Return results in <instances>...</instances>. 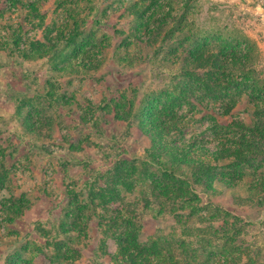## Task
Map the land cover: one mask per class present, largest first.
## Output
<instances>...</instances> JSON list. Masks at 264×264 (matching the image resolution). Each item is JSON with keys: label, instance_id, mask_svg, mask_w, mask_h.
Segmentation results:
<instances>
[{"label": "rangeland", "instance_id": "1", "mask_svg": "<svg viewBox=\"0 0 264 264\" xmlns=\"http://www.w3.org/2000/svg\"><path fill=\"white\" fill-rule=\"evenodd\" d=\"M149 1L0 0V174H5L9 186L0 188V264L18 260L57 264L49 241L54 242L62 225L68 226L64 215L69 191L90 188L94 178L106 173L113 156H140L160 141L159 132L141 114L144 109L138 108L142 102L162 107L167 98L162 90L173 89L178 80L174 76L187 80L180 74L181 62L174 63L176 55L156 30L166 14L170 27H184L202 42H210L209 51H217L224 40L232 42L236 50L227 58L234 61L233 77L246 76L223 99L204 95L199 85L192 89L178 110L183 121L166 141L182 149L194 141L210 150L229 147L238 153L244 147L241 132L230 123L264 129V0H152L143 24L136 23L134 5L145 7ZM80 23L84 34L71 48L73 41H61L60 34L71 33ZM37 48L52 50L42 55ZM156 49L161 58H155ZM128 57L132 59L125 61ZM79 61L99 68L70 71ZM47 95L55 99L51 106ZM130 99L137 103L138 115L132 112ZM111 100L122 104L124 110L118 111L130 123L111 114ZM226 105H233L231 111ZM251 133L255 140L251 164L218 172L232 187L191 180L199 199H193L189 209L194 213L199 206V212L164 213L157 204L160 200L152 198L150 208L139 201L134 209L140 239L177 235L175 244L184 239L198 253L197 261L187 258L184 264H264V139ZM12 192L16 198L24 196L29 205L15 218L1 205L11 204ZM169 206L177 209V204L170 202L165 208ZM95 211L116 215L111 205ZM97 222L95 218L88 237L76 236L79 252L72 264H114L102 252L105 248L117 252L118 243L109 238L101 245ZM193 227L215 237L227 232L230 239L214 238L208 260V249L183 235ZM228 247L240 251L231 255Z\"/></svg>", "mask_w": 264, "mask_h": 264}, {"label": "trees", "instance_id": "2", "mask_svg": "<svg viewBox=\"0 0 264 264\" xmlns=\"http://www.w3.org/2000/svg\"><path fill=\"white\" fill-rule=\"evenodd\" d=\"M88 1L92 2V0ZM153 4L151 0L145 7L134 5L133 16L136 23L143 22L144 11H149L150 6ZM79 25L71 33L61 32L60 34L61 41L65 38H70L73 41L71 48L78 46L79 37L84 34L83 29L81 30L83 26L81 23ZM156 30L160 35H163L162 42L168 44L170 50L173 51L172 54L176 55L174 63L181 62L180 74L187 78L186 83L179 79L181 76H174L181 82L177 80L176 84L172 86L173 89L164 88L162 90L167 96L161 105L162 107L151 108L142 102V106L138 108L142 107L144 109V114L142 112L141 114L149 118L150 123L159 132L160 141L158 143L153 142V145L155 143L153 150L149 148L144 154L134 155V157L119 153L115 157L113 156L108 163L106 173H103V176L98 179L94 178L96 182L90 184V188L80 187V192L75 189L69 191L70 201L66 206L64 215L65 223L68 226L62 225L54 237V242L49 241V245L53 244L51 251L53 259L56 258L58 262H56L57 264L73 263V256L79 252L75 248V245L78 244L74 243L76 236L78 238L80 236L88 237V231L95 218L98 221L97 226L101 229L100 244L104 245L109 238H114L118 243L117 252L113 253L106 248L102 252V255L110 257L114 264H184V259L187 258H193L192 260L197 261L198 253L193 252L184 239L175 244L174 238L177 235L173 238L157 236L155 239L150 238L147 242H143L140 239L141 228L137 225L139 215H137L134 207L136 208L140 201L144 204V207L150 208L151 199L155 198L157 201L160 200L157 204L164 213H173L176 210L177 212L179 210L183 212L185 209L190 208L193 199H199V191L191 183V180L196 181L197 184L201 182L219 183L228 188L232 187L226 179L219 177L218 172H230L238 167L251 164V157L255 154V140L251 131L264 139V129L252 130L246 123L232 122L230 125L238 129L237 132H241L239 142L244 146L238 153L232 151L229 147H218L210 150L207 145L197 144L194 141H191L192 143L186 149H182L178 144L166 141L172 130H178L183 121V118L181 120V116L178 115V110L184 107L183 105L189 99V93L192 89L199 85L198 87L204 95H209L213 99H223L227 96L228 91L239 87L242 84L241 79L246 78V76H240V79L233 77L234 61L230 62L227 58L236 50L232 42L224 40L217 51L214 49L209 51L210 42H202L201 36L188 32L184 27L179 29L170 27L167 14L161 19V23L158 24ZM177 33H180L178 37ZM216 40L214 38L211 41ZM83 42L82 39L81 45H83ZM180 48H183L182 51H184L182 55H179L181 53ZM37 50L43 55L52 49H47L44 52L40 48H37ZM159 51L161 52L160 49L154 51L155 58H161ZM130 59L132 58L128 57L125 61ZM163 64H165L164 60ZM92 68H99V65L93 67L79 61L70 67V71H80L82 69L88 71ZM208 68H210L209 73L205 72L204 75H201ZM196 96L194 95V97ZM45 97L50 100L51 106L52 100L55 99L49 95ZM130 100V107L135 110L132 112L138 115L139 112H136L137 109H135L137 103L133 99ZM110 104L114 105L111 114L117 120H126L130 123V120L123 113L120 115L118 111L124 110L121 107L122 104L118 105L114 100H111ZM232 106L226 105L230 111ZM29 117L32 127L38 126L32 121L31 115ZM247 132H250L251 135L248 136ZM249 141L251 142L249 143ZM197 156H203L205 159L198 160L196 159ZM198 177L199 179H197ZM4 178L5 174L2 175L1 173L0 188L9 187L6 185ZM140 178L149 185L143 186ZM139 182H141L140 185H138ZM84 190L85 192H83ZM132 195L133 199L129 200ZM8 200L11 201L10 205L8 201L2 202L1 205L11 216L13 215V218L18 217L23 210L29 208L24 196L16 198L12 192ZM170 202L177 204V209H171L170 206L165 208ZM102 205L104 207L113 206L116 215L112 213L102 215L95 211L96 207ZM193 209L194 213L192 210L190 212V209L189 212L195 214L200 211L199 206ZM108 211L110 212V210ZM177 221L184 225V222L178 217ZM188 233L183 232V235L187 234L190 238H194L202 249L204 247L208 249L206 258L209 260L213 254L214 238H218L220 235L215 237L210 232L203 229L199 230V227H193L191 232ZM229 235L230 233L224 232L221 234L220 239H230ZM227 250L231 252V255H235L240 251L237 247L231 249L228 247ZM13 264L35 263L29 260H18L14 261Z\"/></svg>", "mask_w": 264, "mask_h": 264}]
</instances>
